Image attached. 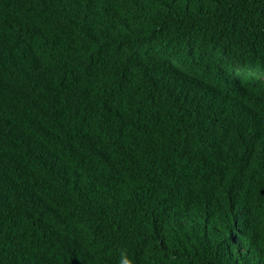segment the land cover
I'll list each match as a JSON object with an SVG mask.
<instances>
[{
	"label": "trees",
	"instance_id": "16d2710c",
	"mask_svg": "<svg viewBox=\"0 0 264 264\" xmlns=\"http://www.w3.org/2000/svg\"><path fill=\"white\" fill-rule=\"evenodd\" d=\"M264 264V0H0V264Z\"/></svg>",
	"mask_w": 264,
	"mask_h": 264
},
{
	"label": "clouds",
	"instance_id": "9594fccd",
	"mask_svg": "<svg viewBox=\"0 0 264 264\" xmlns=\"http://www.w3.org/2000/svg\"><path fill=\"white\" fill-rule=\"evenodd\" d=\"M119 264H134L133 260L128 256L126 251H122Z\"/></svg>",
	"mask_w": 264,
	"mask_h": 264
}]
</instances>
